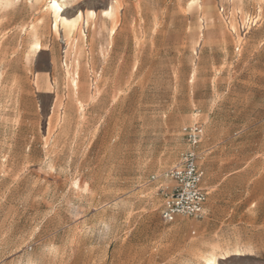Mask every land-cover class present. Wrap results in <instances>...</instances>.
Segmentation results:
<instances>
[{
  "label": "rangeland",
  "instance_id": "1",
  "mask_svg": "<svg viewBox=\"0 0 264 264\" xmlns=\"http://www.w3.org/2000/svg\"><path fill=\"white\" fill-rule=\"evenodd\" d=\"M50 1L0 0V264H264V0ZM194 121L204 215L165 223Z\"/></svg>",
  "mask_w": 264,
  "mask_h": 264
},
{
  "label": "built area",
  "instance_id": "2",
  "mask_svg": "<svg viewBox=\"0 0 264 264\" xmlns=\"http://www.w3.org/2000/svg\"><path fill=\"white\" fill-rule=\"evenodd\" d=\"M181 134L185 148L177 161L160 175L169 183L158 185L160 218L165 223L173 222L179 216L200 219L205 211L207 191L202 185L204 171L200 160L203 155L199 150L204 134L203 124L198 121L185 124L181 127ZM158 177L150 175V180Z\"/></svg>",
  "mask_w": 264,
  "mask_h": 264
},
{
  "label": "bare ground",
  "instance_id": "3",
  "mask_svg": "<svg viewBox=\"0 0 264 264\" xmlns=\"http://www.w3.org/2000/svg\"><path fill=\"white\" fill-rule=\"evenodd\" d=\"M49 7L54 11L55 15L57 17H62L61 13H62V7L55 1V0H51L50 1V5ZM64 19V18H63ZM63 19H61L63 21ZM58 20V19H57ZM65 21H67L66 19H64ZM65 21H63L65 23ZM69 24L71 23L70 21ZM54 26H56V22L54 23Z\"/></svg>",
  "mask_w": 264,
  "mask_h": 264
},
{
  "label": "crops",
  "instance_id": "4",
  "mask_svg": "<svg viewBox=\"0 0 264 264\" xmlns=\"http://www.w3.org/2000/svg\"><path fill=\"white\" fill-rule=\"evenodd\" d=\"M203 128H204V126H203ZM203 137H204V134H203ZM203 137H202V140H203ZM202 140H201V143H202ZM201 143H200V145H199V150L201 151L202 155H204V152H206V149H203V148L201 147ZM205 189H206V188H205Z\"/></svg>",
  "mask_w": 264,
  "mask_h": 264
}]
</instances>
